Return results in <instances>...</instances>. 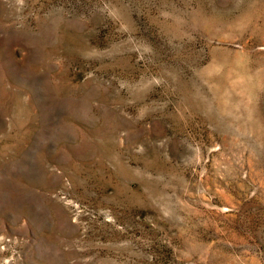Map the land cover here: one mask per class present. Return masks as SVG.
<instances>
[{
    "label": "rangeland",
    "instance_id": "1",
    "mask_svg": "<svg viewBox=\"0 0 264 264\" xmlns=\"http://www.w3.org/2000/svg\"><path fill=\"white\" fill-rule=\"evenodd\" d=\"M0 264H264V0H0Z\"/></svg>",
    "mask_w": 264,
    "mask_h": 264
}]
</instances>
